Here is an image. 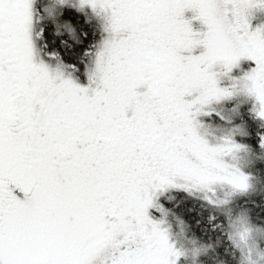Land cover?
Listing matches in <instances>:
<instances>
[{"label":"snow or ice","instance_id":"6c2138e0","mask_svg":"<svg viewBox=\"0 0 264 264\" xmlns=\"http://www.w3.org/2000/svg\"><path fill=\"white\" fill-rule=\"evenodd\" d=\"M175 193L201 264H237L231 218L264 224V0H0V264H180Z\"/></svg>","mask_w":264,"mask_h":264},{"label":"rangeland","instance_id":"374dc122","mask_svg":"<svg viewBox=\"0 0 264 264\" xmlns=\"http://www.w3.org/2000/svg\"><path fill=\"white\" fill-rule=\"evenodd\" d=\"M187 16L191 17L192 13H187ZM193 26L199 28L200 24L198 21H193ZM244 66L247 67V62H244ZM212 127L214 126L210 123L209 128ZM250 185L252 186V181H250ZM211 192L212 197L223 199V195L216 190L213 189ZM209 198L211 199V197ZM169 199L176 201L177 205L178 203L179 205L184 204V208L187 206L184 202L186 198L184 196L180 197L178 193L172 194ZM161 219L165 220L176 251L184 257L180 264H199L198 257L204 247L189 235L183 219L176 212L171 217ZM229 229L234 244L238 246L243 254L244 264H264V230L260 226L254 225L245 214V211L234 216Z\"/></svg>","mask_w":264,"mask_h":264},{"label":"trees","instance_id":"16d2710c","mask_svg":"<svg viewBox=\"0 0 264 264\" xmlns=\"http://www.w3.org/2000/svg\"><path fill=\"white\" fill-rule=\"evenodd\" d=\"M257 181L256 179L254 178L252 180V187H254L256 185ZM180 197H182L183 195L178 193ZM176 202V201H175ZM177 204V203H176ZM186 207L184 208V204H180L178 203V207H176L174 209V212H176L177 215H179L182 219H183V222L186 224L187 226V230H188V233L189 235L196 240V238L194 237V234L192 233V228H191V225L189 223V221L186 219V216L188 215L187 213V209H188V204L186 203ZM257 212H260V209H256ZM245 214L247 215V217L250 219V221L254 224V225H258L260 226L263 230H264V224H258L256 223V221L251 218L250 216V210H245ZM234 220V217L231 218V222L230 224L232 223V221ZM229 231V236H230V239H232L231 235H230V229H228ZM199 244H201L203 247V242H200L198 240H196ZM233 241V240H232ZM234 243V242H233ZM236 245V244H235ZM235 252L237 253L236 255V260H237V264H244V257H243V254L242 252L240 251V249L238 248V246L236 245V249H235ZM199 264H201L200 260L198 261ZM220 264H224L223 261L220 262Z\"/></svg>","mask_w":264,"mask_h":264}]
</instances>
